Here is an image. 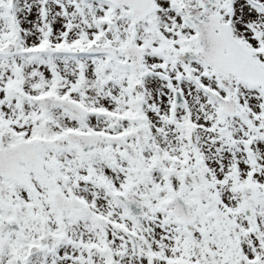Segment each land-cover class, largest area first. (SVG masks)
Segmentation results:
<instances>
[{"label":"snow or ice","instance_id":"snow-or-ice-1","mask_svg":"<svg viewBox=\"0 0 264 264\" xmlns=\"http://www.w3.org/2000/svg\"><path fill=\"white\" fill-rule=\"evenodd\" d=\"M0 264H264V0H0Z\"/></svg>","mask_w":264,"mask_h":264}]
</instances>
